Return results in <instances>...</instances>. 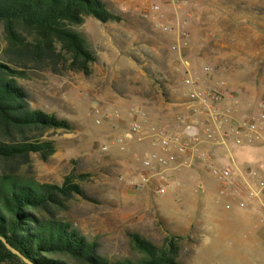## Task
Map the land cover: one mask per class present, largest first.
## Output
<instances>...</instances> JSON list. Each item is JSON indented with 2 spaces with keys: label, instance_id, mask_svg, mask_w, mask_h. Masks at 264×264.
Masks as SVG:
<instances>
[{
  "label": "rangeland",
  "instance_id": "1",
  "mask_svg": "<svg viewBox=\"0 0 264 264\" xmlns=\"http://www.w3.org/2000/svg\"><path fill=\"white\" fill-rule=\"evenodd\" d=\"M107 1L125 18L115 27L119 46L96 35L102 25L93 17L76 27L84 34L90 31L98 55L89 75L35 71L31 78L19 79L33 108L74 124L71 131H51L57 142L53 155L42 160L32 153L30 163L19 169L57 183L73 167L88 173L82 182L87 197H75L61 215L96 241L98 252L110 260L137 258L128 233L138 232L155 244L167 235L179 236L183 264H264L252 249L251 235L264 241L259 219L245 226L234 207L226 208L220 182L204 165H193L192 171L178 168V174L189 171L176 181L168 177L162 191L154 183L133 188L130 181L141 171L137 158L147 144L124 137L132 107L144 110L153 124L163 125L159 111L147 112L134 100L135 91L148 90L154 107L168 105L184 97L187 88L181 78L187 74L201 89L219 86L234 94L235 100L225 95L233 115L264 112V0ZM177 25L187 41L180 51L172 49ZM117 112L119 117H114ZM169 114L173 118L174 112ZM207 149L217 164H225L222 146L209 144Z\"/></svg>",
  "mask_w": 264,
  "mask_h": 264
},
{
  "label": "trees",
  "instance_id": "2",
  "mask_svg": "<svg viewBox=\"0 0 264 264\" xmlns=\"http://www.w3.org/2000/svg\"><path fill=\"white\" fill-rule=\"evenodd\" d=\"M89 16L117 26L125 20L107 0H0V236L35 264H183L179 236L155 244L138 232L128 236L139 256L110 260L61 215L75 197H87L82 182L89 174L73 167L57 183L19 169L32 153L42 160L55 153L51 131L74 128L66 118L33 108L19 79L35 71L89 75L97 56L76 29ZM0 264L26 263L0 239Z\"/></svg>",
  "mask_w": 264,
  "mask_h": 264
},
{
  "label": "built area",
  "instance_id": "3",
  "mask_svg": "<svg viewBox=\"0 0 264 264\" xmlns=\"http://www.w3.org/2000/svg\"><path fill=\"white\" fill-rule=\"evenodd\" d=\"M186 43V33L177 25L172 49L180 51ZM181 80L187 88L185 111L175 114L174 125L147 123L144 110L131 108L132 120L124 137L148 140L153 149L137 158L141 171L130 181V185L138 189L154 183L156 190L162 191L163 182L178 168L204 165L220 182L219 195L237 197L236 205L239 208L254 206L257 209L264 232V175L256 170L245 173L231 156L228 163L217 164L213 154L204 146H222L227 152L234 147L253 144L264 148V129L261 124L264 122V112L259 116L234 118L232 105H220L226 96L235 100L234 94H228L219 86L201 89L190 74ZM114 117H119V113H115ZM102 149L106 150L107 146ZM260 168L264 170V162ZM249 173L256 177L251 179ZM231 206V200L225 202L226 208Z\"/></svg>",
  "mask_w": 264,
  "mask_h": 264
},
{
  "label": "crops",
  "instance_id": "4",
  "mask_svg": "<svg viewBox=\"0 0 264 264\" xmlns=\"http://www.w3.org/2000/svg\"><path fill=\"white\" fill-rule=\"evenodd\" d=\"M96 23H99L100 25H102V27H100L101 30L96 32V35H98V36L101 35L102 38L104 36H107L108 39H110L112 41V43H114V45H117V42L118 43L120 42V36L118 35V31L116 30L119 28H115V27H120V26L111 25V24H102L99 21H96ZM96 23H95V25H97ZM89 32L90 31L86 32L85 36L87 37V40H88L90 46L92 47L91 42H90V38L88 35ZM117 46H119V45H117ZM95 54L98 57L96 52H95ZM183 95H184L183 98L171 101L172 106L170 105L171 103H168V105L163 104L162 106L154 107V105L151 104L153 96L150 94V92L148 90H144V91L143 90L142 91L137 90V91H135L134 100L136 102L139 101L142 104V106H144L146 108L147 112H149V110L150 111L151 110L152 111L153 110L159 111V116H161L160 117L161 118L160 123L162 122V124L164 126H168V125H174L175 114H177L180 111H185L184 101L186 100V94L184 93ZM220 105L224 107L226 105H231V103L225 97L221 101ZM170 111H171V113L174 112L173 118H172V116L170 117V114H169ZM234 118H240V117L235 114ZM170 119H171V122H170ZM152 121H155V120L150 119L149 117L146 118L147 123H152ZM261 124H262V128L264 129V122H261ZM144 144H147V151L153 149V147L150 145L148 140H144ZM204 146L208 147L209 144H204ZM212 147H214V146H212ZM229 156H231L234 159L236 164L239 165L245 173H248L250 170H254V171L256 170V171H258L259 174L264 175V170L262 168H260L261 164L264 162V148L263 147H260L257 144L248 145V146H244V147H234L229 152L226 151V162L225 163H228ZM187 169H191V168L188 167ZM184 171L188 172L189 170H184ZM184 171H182V173ZM191 171H192V169H191ZM178 173H179V169L175 170L172 173V175L170 176V178L176 181L177 176L184 174V173L183 174L182 173L178 174ZM191 176H193V178L196 177L194 171H193V173H191ZM248 177H251V179H254V177H256V176L252 175V173H249ZM199 184H201V186ZM196 185L199 186V188H201V189L203 188V183L200 182L199 179L196 180ZM225 198H226V201L231 200V203H232L231 207H234L236 209V211L239 213V216L241 218V222L245 226L251 225L254 220L259 219V213L254 206H248L247 208H239L236 205L237 197L230 198L229 196H226ZM251 237L254 241V246H252V249L260 254V259L264 260V241H263V238L259 235H256V234L251 235Z\"/></svg>",
  "mask_w": 264,
  "mask_h": 264
},
{
  "label": "water",
  "instance_id": "5",
  "mask_svg": "<svg viewBox=\"0 0 264 264\" xmlns=\"http://www.w3.org/2000/svg\"><path fill=\"white\" fill-rule=\"evenodd\" d=\"M0 239L10 251L18 255L26 264H35L30 259H28L26 256H24L19 250L11 246L3 237L0 236Z\"/></svg>",
  "mask_w": 264,
  "mask_h": 264
}]
</instances>
